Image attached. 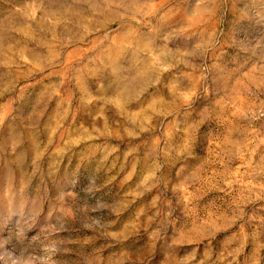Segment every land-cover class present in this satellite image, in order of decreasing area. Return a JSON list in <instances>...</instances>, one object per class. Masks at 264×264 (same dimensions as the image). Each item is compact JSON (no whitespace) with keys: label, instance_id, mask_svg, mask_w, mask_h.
Returning <instances> with one entry per match:
<instances>
[{"label":"rangeland","instance_id":"1","mask_svg":"<svg viewBox=\"0 0 264 264\" xmlns=\"http://www.w3.org/2000/svg\"><path fill=\"white\" fill-rule=\"evenodd\" d=\"M0 264H264V0H0Z\"/></svg>","mask_w":264,"mask_h":264}]
</instances>
